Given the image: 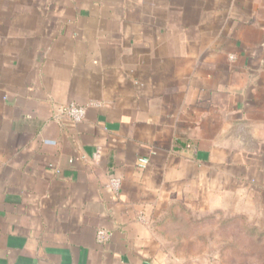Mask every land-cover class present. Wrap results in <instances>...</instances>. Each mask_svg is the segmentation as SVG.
<instances>
[{"label":"crops","instance_id":"1","mask_svg":"<svg viewBox=\"0 0 264 264\" xmlns=\"http://www.w3.org/2000/svg\"><path fill=\"white\" fill-rule=\"evenodd\" d=\"M235 208L264 210V0H0V264H169L161 225Z\"/></svg>","mask_w":264,"mask_h":264},{"label":"rangeland","instance_id":"2","mask_svg":"<svg viewBox=\"0 0 264 264\" xmlns=\"http://www.w3.org/2000/svg\"><path fill=\"white\" fill-rule=\"evenodd\" d=\"M192 212V211H191ZM184 213L167 230L169 264H264V210L235 208Z\"/></svg>","mask_w":264,"mask_h":264},{"label":"built area","instance_id":"3","mask_svg":"<svg viewBox=\"0 0 264 264\" xmlns=\"http://www.w3.org/2000/svg\"><path fill=\"white\" fill-rule=\"evenodd\" d=\"M87 105L70 102L58 106L55 110L54 116L56 118H67L74 122H80L85 118ZM149 164V158L145 156L138 157L136 166L139 169H144ZM108 185L112 190L117 192L121 186V180L116 176H110ZM112 233L105 228H98L96 230L95 239L98 243L107 242Z\"/></svg>","mask_w":264,"mask_h":264}]
</instances>
